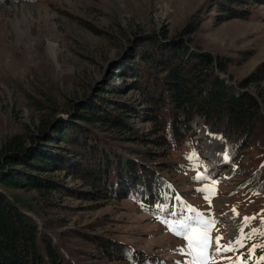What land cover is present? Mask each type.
<instances>
[{
	"label": "trees",
	"instance_id": "16d2710c",
	"mask_svg": "<svg viewBox=\"0 0 264 264\" xmlns=\"http://www.w3.org/2000/svg\"><path fill=\"white\" fill-rule=\"evenodd\" d=\"M21 1L34 0L0 4ZM208 1L215 13L210 19L223 21L250 19L254 8L264 5V0ZM188 33L192 30L186 28L174 36H138L114 68L117 77H123L121 84L111 76L88 99L58 111L31 137V145L19 138L6 144L0 158V264H81L66 240L69 232L55 231L63 222L50 216V209L60 206L50 200L53 195L71 194L64 182L51 176L54 171L77 177L88 187L87 200L128 199L176 235L204 229L201 214L213 221L212 201L209 207L198 205L200 188L191 185L190 196L181 180L164 172L187 171L190 184L210 179L193 132L198 117L227 147L223 174L235 181L237 190L264 198V61L235 82L229 79L230 60L195 46ZM255 84L258 90L250 88ZM133 92L135 98H126ZM133 115L146 131L133 126ZM126 142L145 149L128 150ZM175 152L183 153L179 161L162 160ZM29 193L44 197L43 202L32 200ZM260 232L264 218L240 238L242 246L235 247L242 252V264H264ZM74 233L95 246L92 257L140 261L142 253L127 242Z\"/></svg>",
	"mask_w": 264,
	"mask_h": 264
},
{
	"label": "rangeland",
	"instance_id": "374dc122",
	"mask_svg": "<svg viewBox=\"0 0 264 264\" xmlns=\"http://www.w3.org/2000/svg\"><path fill=\"white\" fill-rule=\"evenodd\" d=\"M209 2L34 0L0 4V158L6 144L16 138L31 145V137L39 133V127L41 130L60 112L88 99L111 76L116 75L114 83H122L123 77H117L114 68L132 50L133 40L146 33L174 36L186 28L192 30L187 35L192 44L230 60V80L237 82L249 76L264 61V5L256 6L250 19L223 21L210 19L215 13ZM260 86L264 88V82ZM250 88L258 90L259 86ZM136 95L129 93L126 98ZM131 118L138 131L147 130L140 119ZM193 132L203 150V164L210 179L190 184L187 171L164 172L181 180L190 196L191 185L200 189L214 186L210 200L204 191L196 196L198 205L212 204L214 212L211 229L199 230L209 231L212 238L207 264H242V252L235 249V241L262 221L264 198L237 190L235 181L223 174L228 166L227 147L220 136L209 132L202 118L194 121ZM137 146L129 142L124 145L128 150L145 149ZM182 155L175 152V157L162 160L172 163ZM51 174L64 182L71 194L53 195L50 200L60 206L51 208L50 216L63 222V227L55 231L69 232L71 237L66 240L81 264H190L193 260L187 254L184 236L171 232L132 201L103 197L87 200L84 191L88 187H83L77 177L62 171ZM29 194L32 200L43 202L44 197ZM245 217L252 219L246 223ZM75 231L127 242L142 253L140 261L92 257L97 249L76 239ZM216 237H221L220 245L234 246V250L215 252Z\"/></svg>",
	"mask_w": 264,
	"mask_h": 264
},
{
	"label": "snow or ice",
	"instance_id": "6c2138e0",
	"mask_svg": "<svg viewBox=\"0 0 264 264\" xmlns=\"http://www.w3.org/2000/svg\"><path fill=\"white\" fill-rule=\"evenodd\" d=\"M201 177H197L199 179ZM200 191H204L208 193L206 195V199L210 200L211 195L215 194L214 186H206L205 188L200 189ZM251 217H245V222H250ZM214 221L211 219H203V215L201 214L200 225L205 229L210 230ZM258 231V230H253ZM189 233H196V235H191L188 233L184 234V238L188 241L187 243V254L193 257V260L190 264H207L208 260V252L207 250L212 246V238L209 235V231L200 232L198 228L189 229ZM180 234V233H178ZM261 235H264V232H260ZM221 237H216V248L215 252H227L234 250V246H242L240 240L235 241L234 246H222L219 244V240ZM264 247V246H261ZM264 259V257H262Z\"/></svg>",
	"mask_w": 264,
	"mask_h": 264
},
{
	"label": "bare ground",
	"instance_id": "6f19581e",
	"mask_svg": "<svg viewBox=\"0 0 264 264\" xmlns=\"http://www.w3.org/2000/svg\"><path fill=\"white\" fill-rule=\"evenodd\" d=\"M211 164L213 163V161L210 162Z\"/></svg>",
	"mask_w": 264,
	"mask_h": 264
}]
</instances>
